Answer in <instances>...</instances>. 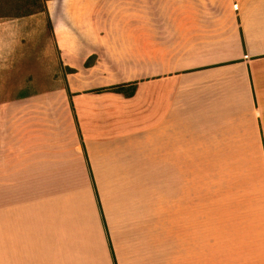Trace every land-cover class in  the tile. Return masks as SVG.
<instances>
[{
    "label": "crops",
    "instance_id": "0c3cea01",
    "mask_svg": "<svg viewBox=\"0 0 264 264\" xmlns=\"http://www.w3.org/2000/svg\"><path fill=\"white\" fill-rule=\"evenodd\" d=\"M68 1L12 99L0 20V264H264V0Z\"/></svg>",
    "mask_w": 264,
    "mask_h": 264
},
{
    "label": "rangeland",
    "instance_id": "374dc122",
    "mask_svg": "<svg viewBox=\"0 0 264 264\" xmlns=\"http://www.w3.org/2000/svg\"><path fill=\"white\" fill-rule=\"evenodd\" d=\"M66 2L69 1L66 0ZM48 3L51 4V2ZM40 4L41 3L38 2L34 8H39ZM46 4L47 2L45 5ZM9 11L11 10L5 6L0 7V14ZM42 14H44V12H42ZM36 15L38 14L33 15L34 17L32 16L31 19H29L30 23L29 26H27V31L23 29L21 33L24 34H20L12 39L11 54L17 60L13 61L12 76L10 78V88L12 91L11 93L5 94L9 99L18 95L16 92L17 90L26 89L28 91H35L38 90V88H44V83L51 80V77H49L50 75H47L46 64L49 65L51 62L54 64L58 54L52 47L50 34L51 24L48 17L45 18L43 17L44 15L38 17ZM64 76L65 70H60L55 77V79L59 80L60 85H63ZM1 96H3V94L0 93V97Z\"/></svg>",
    "mask_w": 264,
    "mask_h": 264
},
{
    "label": "trees",
    "instance_id": "16d2710c",
    "mask_svg": "<svg viewBox=\"0 0 264 264\" xmlns=\"http://www.w3.org/2000/svg\"><path fill=\"white\" fill-rule=\"evenodd\" d=\"M48 1H51V0H43V1L42 0H0V7L5 6L11 10L7 13L3 12L4 14H0V19H12V20L21 19V18L33 16L35 14H39L42 12H46L45 3ZM38 2L41 3L39 8L38 7L34 8L38 4ZM95 61H96V57L92 56L86 61L84 66L88 68L92 66L95 63ZM75 73H77V71L74 69H70V68L65 69V74H75ZM104 91H111V92L119 93L120 88H117V87L105 88L101 90H95L93 92L100 93Z\"/></svg>",
    "mask_w": 264,
    "mask_h": 264
}]
</instances>
